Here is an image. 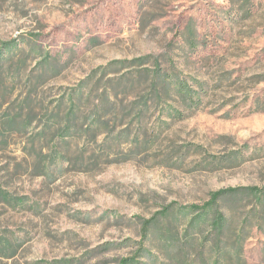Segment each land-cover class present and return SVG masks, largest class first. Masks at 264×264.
Masks as SVG:
<instances>
[{"label":"rangeland","instance_id":"obj_1","mask_svg":"<svg viewBox=\"0 0 264 264\" xmlns=\"http://www.w3.org/2000/svg\"><path fill=\"white\" fill-rule=\"evenodd\" d=\"M229 188L258 192L213 206L228 247L243 227L264 264V0H0V264H119L144 220Z\"/></svg>","mask_w":264,"mask_h":264},{"label":"trees","instance_id":"obj_2","mask_svg":"<svg viewBox=\"0 0 264 264\" xmlns=\"http://www.w3.org/2000/svg\"><path fill=\"white\" fill-rule=\"evenodd\" d=\"M150 87L156 95H159L160 91L173 89L183 96V101L191 103L197 101L192 94V89L186 87L185 82H173L163 77L158 69L152 75ZM80 100L81 95L75 97V94H71L69 96L66 122H71V116H75L79 110V102L76 101ZM104 106L105 104L97 106L94 114L101 113L100 109ZM94 118L97 121V117L94 116ZM242 190L255 195L258 192L254 188H229L213 193L211 199L201 206L192 205L178 209L167 207L152 218L144 220L140 232L139 248L133 257L122 259L119 264H141L140 261L144 258L142 251L146 242L153 246L152 250L155 253V257L151 256V258L154 257L153 263L167 260L173 264H208L213 258V264H218L223 257L228 255L231 260L246 264L243 251L246 236L243 234V227L234 233V248L230 249L226 239L231 237L232 226L224 214L213 209L221 198ZM183 227H185L184 231ZM210 241L214 243L211 249H208L207 245ZM171 244H173L172 248Z\"/></svg>","mask_w":264,"mask_h":264}]
</instances>
